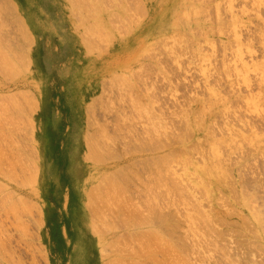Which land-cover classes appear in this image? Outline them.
I'll return each instance as SVG.
<instances>
[{"label":"rangeland","instance_id":"obj_1","mask_svg":"<svg viewBox=\"0 0 264 264\" xmlns=\"http://www.w3.org/2000/svg\"><path fill=\"white\" fill-rule=\"evenodd\" d=\"M27 1L0 0V17L4 28L0 22V47L5 48L4 55L8 52V57L2 55L3 50L0 54V61L3 57L7 58L6 62L1 61L7 67H3L0 62V170L3 174L8 173L7 177L0 171V184L4 183L0 188V200L5 199L3 204L8 205L16 202L15 198L20 196L16 204L21 205V202H26L23 199H26L30 205L29 209V205L23 204L28 211L23 205L15 204L21 211L18 212L16 208L17 213L13 212L17 215H14L10 211L13 207H5L0 201V264H71L78 235L82 234L80 230L84 216L86 225L89 226L88 235L85 237L88 246L81 250L84 257L81 264H106V260L109 262L105 255L108 251L105 249L108 237L102 231L97 233L95 229L100 226L97 224L101 217L98 218L103 212L106 215L110 212L113 216L115 211L112 213L111 209L107 210L106 205L105 209L102 208L103 212L100 210L102 213L98 214L96 210L102 206L94 209L96 203L91 199L94 198L92 195L97 196L99 192L101 194V190L104 191L105 186H108L109 178L118 176L120 170L129 174V166L125 164H130L135 158H142L133 157L131 162L122 160L128 154L121 156L126 152L122 153L125 146L119 150L120 143L123 139L127 141L130 132L134 135L130 134L131 138L127 142L134 141L132 137L139 134L138 139L143 140L141 143L136 139L139 145L145 143L144 145L152 146V143L154 146V142L158 140H170L168 143L165 140L162 145L166 148H162L159 153L167 154L170 158L163 156L166 157L165 161L159 155L162 158L160 161L158 157L161 170L165 173L163 178L169 172L167 176L171 174L169 177L173 179L168 178L166 182L171 180L175 184L179 181L177 185H173L171 181L169 183L174 188L184 185L188 192H183V189L178 192L191 196L183 197V194H177L175 188V196L181 198L180 202L178 198L173 199L177 206H173L174 210L177 209V212L174 211L175 217L185 220V212L191 217L194 215V220L188 218V233H192L196 240L204 238L207 242L205 246L201 243L206 251L200 245H194L200 250L195 249L192 264H209L210 258L213 261L210 264H243L245 260L251 264L249 261L253 262L254 259L256 263L252 264H264V0H141L142 8L136 6L137 2L141 4L140 0H132L134 6L146 11V15L140 12L143 10L139 11L143 15L138 12L134 14L139 9L131 5L136 10L133 13V9L127 4L131 0H79L83 4L80 7L76 6L77 3L72 5L75 0H31L26 5ZM15 6H20L24 11L27 9L35 24L38 21L37 28L40 33L34 34L35 37L23 20L24 11ZM33 26L35 29L34 24ZM99 27L105 31L107 39L100 37L104 34H99ZM86 31L88 36H92L87 38V34H84V37L83 33H87ZM91 37L97 43L95 46L89 42L92 43ZM87 45L96 51H89L90 47ZM32 54L36 63L33 66ZM18 55L25 59H20ZM116 121L119 123H115ZM115 132L118 133L117 136ZM100 134L104 136H99ZM87 136L90 138L89 142ZM148 137L156 141L153 139L149 143ZM97 138H100L98 141L101 143L96 144L104 145H100L103 146L100 147L103 153L99 151V145L91 147V143L95 144ZM113 140L117 142L110 143ZM169 143L171 144L168 147L165 146ZM114 147L117 152L120 151V156ZM96 148L104 157L99 155L97 160L101 159L100 162L96 160L97 163H94V155H98ZM107 151L116 152L112 159L108 157ZM167 158L172 160L168 161ZM139 160L132 162L131 169L137 172L141 170V174L148 177L150 171L142 167L143 164L138 166L141 162L138 163ZM163 160L168 162L167 171V164ZM81 161L93 173L83 181L85 210L83 208L79 212L74 195L77 192L80 196V183L74 173L75 167L77 164L80 166ZM134 164L138 168H132ZM45 165L48 168L46 179ZM118 167L120 168L117 169ZM13 169H17L14 171L16 174ZM38 169L40 178L33 181V172L37 170L38 173ZM10 171L13 172V177L18 176L17 181H12ZM108 174L111 175L109 178ZM150 176L149 178L153 177L152 173ZM99 182L106 185H99ZM134 182L133 185H137V181ZM133 187L135 189L138 186ZM8 190H12L14 195L9 192L8 196ZM88 190L89 193L93 192L91 196ZM134 196L136 197L135 190L132 198ZM99 197L100 201L94 199L101 204L104 195ZM186 199L191 200V204ZM86 204L93 207L92 209L88 205L91 212L94 211V216L90 215ZM6 208H10V212ZM222 212H225L224 215H231L223 216ZM230 212H236V215ZM105 213L104 218L107 219ZM95 215L97 219L94 218ZM196 217L204 221L207 218L212 219L198 222ZM222 217L229 222L236 221L233 223L239 226L236 224L224 228L219 224L221 221L218 222ZM18 219L22 226L16 222ZM92 219L98 220L97 223L95 220L93 223ZM243 219L247 223H243ZM117 220L115 218L114 222L118 223ZM192 221L197 225L194 226ZM100 224L103 225V222ZM204 225L219 226L226 230L231 228V235L226 236L227 240H222L223 244L230 242V248L229 244L227 247L220 242L215 244L213 239L216 236L213 232V235L210 234L214 244H211L212 236L207 237L212 230ZM198 226L202 228L199 229ZM233 228L241 230L240 233L236 230L235 232L241 235L243 233V236L237 237V234L231 237ZM121 230L120 232L126 233V230ZM197 231L200 233L196 234ZM254 232H258L259 236L256 235L259 238ZM128 234L125 235L129 236ZM193 236L190 237L193 239ZM129 237L132 239V236ZM235 237L247 239V247L236 246L233 243ZM198 240L191 243L200 244ZM134 245L137 247V244ZM222 247H225L224 254L221 253ZM201 250L204 251V256L198 257ZM195 255L197 258L203 256L205 260L200 259V262ZM148 262L144 260L142 264Z\"/></svg>","mask_w":264,"mask_h":264},{"label":"bare ground","instance_id":"obj_2","mask_svg":"<svg viewBox=\"0 0 264 264\" xmlns=\"http://www.w3.org/2000/svg\"><path fill=\"white\" fill-rule=\"evenodd\" d=\"M28 1H30V2H28ZM27 2H26V5H29V3H31V0H28ZM77 0H75V3L73 4L72 2H74L73 0H72V2H70V3H72V5L73 6H75V4H76V6L78 5H83L82 3H80L81 1H79V4H78V1L76 2ZM88 1V0H87ZM87 1H85V2H87ZM125 1V0H124ZM127 1V0H126ZM136 1H138V0H135V2ZM83 2V1H82ZM128 2V1H127ZM140 2H141V0H140ZM84 3V2H83ZM90 3V2H89ZM133 3H134V1L132 2V0H131V3L130 2H128L127 4H128V6H130V8H132V9H130L129 7V9L130 10H132L133 11V13H134V7H136V6H140V5H142L143 3L141 2V4L139 3V2H137L138 4L136 5V6H134L133 5ZM147 3V2H146ZM95 4V3H94ZM130 4V5H129ZM3 5V4H2ZM5 5V4H4ZM7 5V4H6ZM89 5V4H88ZM87 5V6H88ZM131 5H133L134 7H132ZM90 7L92 6V5H89ZM145 5H143V8H145L144 7ZM15 7H17V9L18 8H20V9H22L20 6H15ZM80 7V6H79ZM126 7H127V5H126ZM4 8H6V7H4ZM137 8V10L139 9V8H142V6H140L139 8L138 7H136ZM7 9V8H6ZM5 9V10H6ZM73 9H75V8H73ZM78 9V8H77ZM76 9V10H77ZM23 10V9H22ZM75 10V11H76ZM80 10V9H79ZM82 10H84V9H82ZM81 10V11H82ZM86 10V9H85ZM88 10V9H87ZM140 10H143V11H140ZM3 11V10H2ZM24 11V10H23ZM74 11V10H73ZM81 11H79V12H81ZM91 11V10H90ZM136 11V10H135ZM139 11L140 12H143V14H145L146 15V11L144 10V9H139L138 11H136L134 14H136L137 12H138V14H140L139 13ZM145 11V12H144ZM86 12V11H85ZM130 12V11H129ZM5 13V12H4ZM3 13V14H4ZM131 13V12H130ZM133 13H131V14H133ZM1 14H2V12H1ZM71 14V13H70ZM90 14V13H89ZM94 14V13H93ZM142 14V13H141ZM140 14V15H141ZM142 14V15H143ZM155 14V13H154ZM30 14L28 13V10L26 9L24 12H23V20L26 22V25H27V28H28V30L32 33V35H33V37H35V35L34 34H36L37 32H38V21H37V24H35V22H34V20L29 16ZM72 15H75V14H72ZM91 15H92V13H91ZM95 15V14H94ZM1 16V15H0ZM76 16V15H75ZM82 16H83V14H82ZM85 16V15H84ZM130 16V15H129ZM159 16V15H158ZM157 16V17H158ZM95 17V16H94ZM84 18V17H83ZM90 18V17H89ZM91 18H93V17H91ZM117 18V17H116ZM131 18V17H130ZM163 18V17H162ZM162 18H161V20H162ZM0 22H1V27H2V18L0 17ZM29 19H30V21H29ZM87 19V21H88V18L87 17H85V20ZM111 19V18H110ZM120 19V18H119ZM118 19V20H119ZM129 19V18H128ZM5 20V19H4ZM82 20H84V19H82ZM112 20V19H111ZM127 20V19H126ZM128 21V20H127ZM109 22H111L110 20H109ZM114 22H115V20H114ZM4 23V22H3ZM112 23V22H111ZM110 23V24H111ZM123 23H124V21H123ZM122 22H120V24H123ZM4 24H6V23H4ZM23 24H24V22H23ZM33 24L35 25V29H34V26H33ZM91 24V23H90ZM80 25V24H79ZM113 25H115V24H113ZM124 25V24H123ZM6 26V25H5ZM88 26H89V24H88ZM87 26V27H88ZM125 26V25H124ZM126 26H127V24H126ZM125 26V27H126ZM3 28V27H2ZM78 28V27H77ZM76 28V29H77ZM80 28H81V26H80ZM85 28V27H84ZM89 28V27H88ZM90 28H92L91 26H90ZM114 28V27H113ZM117 28V30H119V27H116ZM121 28H123V26L121 27ZM4 29V28H3ZM130 29V28H129ZM0 30H2L1 28H0ZM27 30V31H28ZM85 30H87V29H85ZM95 30V29H94ZM97 30H99L100 31V33H99V31H97ZM97 32L99 33V34H101V33H105V31H103V29L101 28V30H100V27H99V29L97 28ZM27 31L25 30V32H26V34H28L27 33ZM41 31V30H40ZM95 31V33L96 34H98L97 32ZM141 31V30H140ZM80 32V31H79ZM85 32V31H84ZM87 32V31H86ZM156 32V31H155ZM38 33H40V32H38ZM107 34L109 33V31L108 32H106ZM119 34H123V32H118ZM140 33V32H139ZM84 34H87L86 36H88V32L87 33H83V35ZM99 34L97 35V36H99ZM125 34V33H124ZM28 35H30V34H28ZM31 36V35H30ZM90 36H92V34L91 35H89L87 38H89ZM102 36V38L105 40V39H107V36H105V34L104 35H100V37ZM84 37H85V35H84ZM104 37H106V38H104ZM95 38V37H94ZM97 38H99V37H97ZM112 38V37H111ZM114 38V37H113ZM112 38V39H113ZM37 39V38H36ZM35 39V40H36ZM91 40H92V37H91ZM104 40H102V41H104ZM87 41H89V40H87ZM86 41V42H87ZM94 41L95 40H92V43H91V41H89L90 42V44H93L94 46L97 44H95L94 43ZM106 41H108V40H106ZM88 42V43H89ZM117 44V43H116ZM114 45V44H113ZM85 46H86V44H85ZM87 46H89V45H87ZM102 46V45H101ZM103 46H105L104 44H103ZM6 47V46H5ZM8 47V46H7ZM22 47H24V46H22ZM90 48H89V51H90V49H92L91 48V46H89ZM97 47V46H96ZM18 48H19V46H18ZM87 48V47H86ZM0 49H1V52H0V54L2 53V50H3V53H2V55H4V49L5 48H1L0 47ZM16 49V48H15ZM14 49V51H16ZM22 49V48H21ZM25 49V48H24ZM95 49H92V51H94ZM5 51H7V50H5ZM96 51V50H95ZM10 52V51H9ZM99 52V51H98ZM6 53H8V52H5V55L4 56H6V57H8L7 56V54ZM18 53H22V52H19L18 51ZM26 53V52H25ZM92 53V52H91ZM19 56V58L20 59H22V60H24L25 58L24 57H22V56H20V55H18ZM24 56H25V54H24ZM0 57H1V55H0ZM17 58V57H16ZM19 58H18V60H19ZM3 60H5V62H6V60H7V58H5V57H3ZM2 60V58H1V61H3ZM22 60L20 61L19 60V62H22ZM29 60V59H28ZM0 61V62H1ZM31 61H32V66L34 65V64H36L35 63V59H34V54H32L31 55ZM8 62H10V60H8ZM13 62V61H12ZM11 62V63H12ZM18 62V61H17ZM27 62H29V61H27ZM23 63H24V61H23ZM22 63V65H25V64H23ZM1 64H2V62H1ZM0 64V65H1ZM30 64V63H29ZM2 65H4V63L2 64ZM8 65V64H7ZM21 65V64H20ZM19 66V65H18ZM2 67V66H1ZM3 67H7V66H3ZM2 67V68H3ZM12 70H14V69H12ZM15 71V70H14ZM4 73V72H3ZM121 75V74H120ZM112 77V76H111ZM118 77V76H117ZM127 77V76H126ZM121 78V77H120ZM123 80H125L126 81V79H123ZM122 82V81H121ZM126 83H128V81L126 82ZM112 84H114V83H112ZM116 84V83H115ZM129 84V83H128ZM127 84V85H128ZM121 85V84H120ZM118 86V85H117ZM131 86V85H130ZM116 88V87H115ZM122 88V87H121ZM77 89H78V86H77ZM113 89V88H112ZM120 89V88H119ZM124 89H126V88H124ZM111 90V89H110ZM116 90V89H115ZM117 91V90H116ZM120 91V90H119ZM126 91V90H125ZM111 93V92H110ZM128 93V92H127ZM114 94V93H113ZM116 94V93H115ZM118 94V93H117ZM125 94V93H124ZM120 95V94H119ZM126 95V94H125ZM115 97V96H114ZM111 98V97H110ZM136 99V98H135ZM109 100H111V99H109ZM103 101V100H102ZM138 101V100H137ZM30 102H31V100H30ZM86 103V102H85ZM132 104V103H131ZM113 105V104H112ZM142 105V104H141ZM135 106H137V105H135ZM2 107H4V106H2ZM109 107V106H108ZM112 107V106H111ZM137 108V107H136ZM24 109V108H23ZM111 109V108H110ZM2 110V109H1ZM6 110V109H5ZM23 111H25V110H23ZM110 111V110H109ZM114 111V110H113ZM2 112V111H1ZM8 112V111H7ZM6 112V113H7ZM22 112V111H21ZM141 112H143V111H141ZM141 112H140V115H141ZM5 113V112H4ZM139 113V112H138ZM137 113V114H138ZM142 117V116H141ZM139 118V117H138ZM200 119V118H199ZM203 119V118H202ZM117 120H118V118H117ZM125 120H126V118H125ZM153 122V121H152ZM115 123H119V122H115ZM97 124V123H96ZM154 124V123H153ZM101 125V124H100ZM108 125V124H107ZM106 125V126H107ZM123 125V124H122ZM132 125V124H131ZM96 126V125H95ZM118 126V125H117ZM93 127V126H92ZM105 127V126H104ZM102 128V127H101ZM106 128V127H105ZM110 128V127H109ZM121 128V127H120ZM127 128V127H126ZM130 128V130L132 129L131 127H129ZM128 128V129H129ZM135 128V127H134ZM155 128V127H154ZM121 129H123V128H121ZM120 129V130H121ZM127 129V130H128ZM5 130V129H4ZM4 130H3V132H4ZM100 130V129H99ZM98 130V131H99ZM119 130V132L121 133V131ZM124 130V129H123ZM126 130V129H125ZM129 130V131H130ZM133 130V129H132ZM131 130V131H132ZM144 130V129H143ZM142 130V131H143ZM97 131V130H96ZM113 131V130H112ZM136 131V130H135ZM134 131V132H135ZM149 131V130H148ZM93 132H94V130H93ZM101 132H102V130H101ZM127 132V131H126ZM138 132V131H137ZM141 132V131H140ZM156 132V131H155ZM97 134H99L98 132H96ZM96 133L93 135L94 137H95V135H96ZM103 133V132H102ZM116 133V132H115ZM119 133V134H120ZM133 133V132H132ZM89 134H90V132H89ZM108 134H109V132H108ZM117 134L118 133H116V136H117ZM122 134V133H121ZM120 134V135H121ZM129 134V133H128ZM128 134H127V136H128ZM130 134H131V132H130ZM129 134V136H128V138H126L127 139V141L131 138V135L133 136L134 134H131L130 135ZM142 134V133H141ZM144 134V133H143ZM146 134H147V132H146ZM157 134V133H156ZM4 135V134H3ZM87 135H88V132H87ZM106 135V134H105ZM115 135V134H114ZM120 135H118V136H120ZM136 135V134H135ZM138 135L139 134H137V136H134V137H132L133 139H135L134 141H129V142H125V139H123V141H122V143H124L125 142V144L124 145H122V143H120L121 144V147H119V146H117V147H119V150L121 151V148L122 147H124V148H122L123 150H125V151H123L122 153H124V152H126V153H124V155H122L121 153V156L123 157V156H126L125 154H128V157H124L122 160L124 161V162H126V161H130V160H132V158L133 157H142L141 159L143 160H139V158L137 159V158H135V160L137 159V160H139L138 161V166H142V164H143V166L142 167H145L148 171H150V172H148L150 175H151V173H152V178H149V177H151L150 175L148 176V177H146V176H143V174H141V170H139L138 172L137 171H135L134 169V171L131 169V164L133 165V163L132 162H137V160L135 161V160H133L130 164H128V165H126L125 163H123V164H125V166H129L128 167V170H129V174H125L126 172L124 171V170H120V172H118V170L117 169H119L120 167H118L116 170H117V172H118V176H115V178L113 177H110L111 175H109L108 176V178L110 179V181H109V179L107 178V177H105L108 181V183H107V185L108 186H105L106 184L105 183H102V182H99V185H102V184H104L103 186H105V190L103 191V190H101L102 192H101V194L102 195H104V197L102 198L103 200H101V204H99V202H96V201H100L99 199H98V197L99 196H101V194H100V192L97 194V196H93L92 195V197H94L95 199H96V201H95V199L94 198H92L91 199V201L93 200V202H95L96 203V205H95V203H94V205H95V208L94 209H98V207H100V206H102L101 208H99L98 210H96L97 212H98V214H101L102 212H103V210H102V208H104V207H106V205H107V210L108 209H111L112 210V213L115 211V215H113L112 216V214L109 212L107 215H106V213L105 212H103V213H105V216H107L108 218L106 219V217L104 218V214L102 213L100 216H99V218L95 215V217L94 218H98V219H100V217H101V223L103 222V225L102 224H100V222H99V224H97V226L98 225H100V226H98L99 228H97L96 227V223H97V221H96V219H92V221H93V223L96 221V223L94 224L95 226L94 227H96V229L95 230H97V233H101V231L103 232V234L105 235V236H107L108 237V240H107V242H106V244H105V246H106V250L108 249V251L106 252L107 254H105V255H107V258L109 259V262L106 260L104 263H106L107 264V262H108V264H127V262L128 263H130V264H142L143 263V261L145 260H147V261H149L148 262V264H192V257H194L193 255V253H195L196 252V250H198L199 248L197 247V246H201V243H202V245L203 246H205L206 245V241L204 240V238H202L199 242H200V244H198L197 242H195L196 244H194L193 242L191 243V241H197L196 240V238L194 239V236L192 235V233H191V235L188 233V232H190V229H189V220H188V218L189 217H191V216H189V214H188V212H187V214H186V212H185V220L183 219V220H181V219H179V217L177 218V216L175 217V213H174V211H176L177 212V209H173V206H175V208L177 207L176 205H175V198H178V196L176 197L175 196V193H176V190H175V188L177 189V194L179 193L178 191H179V189H183V192H188V191H186V189L182 186V185H180V186H178V187H180V188H177L176 186H175V188H174V186H172L171 185V183H169L171 180H169L168 182H166V179H168V178H170L169 176L171 175H169V176H167L168 175V173L169 172H167V174H166V177H165V179L163 178V174L165 175V173L164 172H162V170H161V167L162 166H160L161 164H159V158H160V161H161V159L162 158H164L163 156H166V157H168V158H170L169 157V155L167 156V154L165 155H161V154H159L160 152H161V149L162 148H164V150H165V148L166 147H163L164 145H162V144H165V140L162 142V141H160V140H158V141H156L154 138V140L156 141V142H154L156 145H154L153 146V144L151 143V142H153L154 140L152 139V137L151 138H149L151 135H150V133H149V137H148V139H150L149 141V143H151V145L152 146H149L148 144L147 145H139L138 143H137V141L139 142L140 140L138 139ZM148 135V134H147ZM162 135V134H161ZM1 136V135H0ZM88 136H90V135H88ZM86 137L87 139V142H89V137ZM99 136H104L103 134L101 135H99ZM123 136V135H122ZM140 136V135H139ZM142 136V135H141ZM157 136V135H156ZM155 136V137H156ZM169 136V135H168ZM97 137H98V135H97ZM105 137H107V139H108V135H106ZM137 137V138H136ZM146 137V136H145ZM158 137V136H157ZM101 138V137H100ZM99 138V139H100ZM112 137H110L109 139H110V141L112 140L111 139ZM118 138V137H117ZM116 138V139H117ZM98 138H97V140L95 141V144L97 143V142H99V143H101L100 141H98L99 140ZM101 139H103V138H101ZM136 139H138L137 141H136ZM142 139V138H141ZM145 139V138H144ZM162 139V138H161ZM168 139V138H167ZM173 139V138H172ZM103 140H105V139H103ZM151 140H153V141H151ZM107 141V140H106ZM106 141H104V142H106ZM136 141V142H135ZM143 141V140H142ZM142 141H140L141 143H143ZM148 141V140H147ZM167 141H169L170 142V140H166V143H168ZM173 141V140H172ZM172 141H171V143H172ZM2 142V141H1ZM93 142V141H92ZM103 142V143H104ZM115 142V140H113V142H110V143H114ZM117 142V141H116ZM115 142V143H116ZM157 142L159 143L158 145H157ZM162 142V143H161ZM171 143H169V144H166L165 146H169ZM90 144V143H89ZM95 144H94V142L93 143H91V147H98V145L99 144H96L97 146H95ZM105 144V143H104ZM85 145H87L86 144V141H85ZM93 145V146H92ZM100 145H103V144H100ZM99 145V147L98 148H100V147H102L103 148V146H100ZM115 145H117V144H115ZM159 145H161V146H159ZM106 147H108L107 145H105ZM167 146V147H168ZM90 147V146H89ZM110 147V149H111V146H109ZM161 147V148H160ZM113 148V147H112ZM92 149V148H91ZM90 149V150H91ZM114 149H115V151L117 152L118 150H116V148L114 147ZM93 150V149H92ZM112 150V149H111ZM173 150V149H172ZM172 150H169V151H172ZM87 151V150H86ZM96 154H98V155H94L95 156V160H93V161H95L94 163H97L98 161L100 162V160L101 159H99V160H97L101 155H100V153H98L99 151H101V148H100V150L99 151H97V148H96ZM114 151V153L112 152V151H107L106 153L109 155H107L106 154V157L108 156L110 159H112L111 157H114V154L116 153ZM119 151V152H120ZM18 152V151H17ZM75 152V151H74ZM90 152V151H89ZM119 152H117L118 153V155H119ZM174 152V151H173ZM172 152V153H173ZM92 153H94L93 151H92ZM101 153H103L102 151H101ZM165 153V152H164ZM167 153V152H166ZM175 153V152H174ZM90 154H91V152H90ZM170 154V153H169ZM17 155V154H16ZM100 155V156H99ZM118 155H116V156H118ZM159 155H161V157L159 156ZM171 155V154H170ZM174 155V154H173ZM175 155H176V153H175ZM174 155V156H175ZM103 156V155H102ZM120 156V155H119ZM104 157V156H103ZM122 157H118V158H122ZM159 157V158H158ZM166 157L164 158L165 159V161H166ZM17 158H19V157H17ZM102 158V157H101ZM158 158V159H157ZM167 158V160L169 161L170 159H168ZM109 159V160H110ZM115 159H117V157H115ZM119 159V160H120ZM85 160V159H84ZM96 160H97V162H96ZM172 160V159H171ZM170 160V161H171ZM177 160V159H176ZM1 161V160H0ZM19 161H20V159H19ZM154 161V162H153ZM164 161V160H163ZM164 161V162H165ZM85 162H86V160H85ZM91 162V161H90ZM122 162V161H121ZM120 162V163H121ZM1 163V162H0ZM19 163V162H18ZM103 163H104V158H103ZM128 163V162H127ZM161 163V162H160ZM166 163V162H165ZM168 163V162H167ZM166 163V164H167ZM15 164H16V162H15ZM20 165H21V163H19ZM169 164H171V162L169 163ZM19 165V166H20ZM34 165V164H33ZM80 166H78V164H77V166L75 167V175H76V177L78 178V180H79V183H80V185H79V191H80V196H79V193H77V192H75L76 194L74 195V199L75 200H77V208L76 209H78L79 210V212H81L82 210H83V208H84V210H85V207H84V204H83V192H84V183H83V181H84V179L86 178V177H89V175H91V172H92V170L84 163V162H82L81 161V164H79ZM136 165L137 164H134V166H132V168H134V167H136ZM162 165H163V167H165L164 165V163L162 162ZM113 166V165H112ZM167 166H168V164L166 165V170L165 171H167L168 169H167ZM173 166V165H172ZM36 167V166H35ZM23 168V167H22ZM31 168V167H30ZM111 168V167H110ZM136 168H138V167H136ZM144 168V169H145ZM32 169H33V167H32ZM36 169V168H35ZM126 169V168H125ZM15 170H17V169H13V172L15 171ZM31 170V169H30ZM116 170L114 169V171L116 172ZM163 170V171H164ZM1 171V170H0ZM28 171V170H27ZM146 170H144L143 172L145 173V175H147V171L145 172ZM230 171V170H229ZM11 172V171H10ZM13 172H11L12 174V181L14 182V180H16L17 181V179H18V176H17V178L14 176L13 177ZM50 172V171H49ZM142 172V173H143ZM1 173H2V171H1ZM15 174H16V172H14ZM32 173V172H31ZM30 173V174H31ZM38 173H39V169H38ZM37 173V170H36V172L34 173L33 172V181H37V178L39 179L40 178V173L38 174ZM93 173V172H92ZM162 173V174H161ZM3 174V173H2ZM14 174V175H15ZM18 174V173H17ZM41 174H42V171H41ZM48 174V168L46 167V165L44 166V178L46 179V175ZM53 174V173H52ZM51 174V175H52ZM114 174V173H113ZM139 174H141V175H139ZM238 174V173H237ZM4 176L5 175H7V177H8V173H6V174H3ZM115 175V174H114ZM113 175V176H114ZM145 177V178H144ZM239 177V176H238ZM2 178V177H1ZM16 178V179H15ZM31 178V177H30ZM29 178V180H31ZM103 178V177H102ZM101 179V178H100ZM170 179H173V178H170ZM6 180H7V178H6ZM9 180V179H8ZM28 180V181H29ZM102 181L104 180V179H101ZM15 181V182H16ZM105 181V180H104ZM134 181H137V185H133V184H135V182ZM233 181V180H232ZM30 182V181H29ZM106 182V181H105ZM172 182V184L173 185H177V183L179 182H177V183H173V181H171ZM230 182V181H229ZM18 183V182H17ZM1 184H4V183H1ZM0 184V188L2 187V185ZM34 184V183H33ZM180 184V183H179ZM178 184V185H179ZM233 184V183H232ZM88 185V184H87ZM93 185H95V184H93ZM7 186V185H6ZM26 186V185H25ZM91 186V185H90ZM96 186V185H95ZM94 186V187H95ZM133 186H138V187H135V189H134V187ZM181 186L183 187V188H181ZM9 187V186H8ZM7 187V188H8ZM97 187V186H96ZM100 187H102V186H100ZM6 189V188H5ZM4 189V190H5ZM97 189V188H96ZM89 190H90V188H89ZM89 190H88V193H89ZM132 190V191H131ZM136 191V199H138L137 200V202H135L136 201V199L133 197L132 198V193H133V191ZM185 190V191H184ZM97 191V190H96ZM7 192V195L9 196L10 195V193L9 192H12V190H8V191H6ZM180 192H182V190L180 191ZM179 193L181 196H182V194L184 195V193ZM88 193H86L87 194V196H91V194L93 193V192H90L89 193V195H88ZM97 193V192H96ZM105 193V194H104ZM233 193V192H232ZM14 195V193L12 192L11 193V195ZM100 194V195H99ZM134 194H135V192H134ZM176 194V195H177ZM187 194V193H186ZM244 194V193H243ZM248 194V193H247ZM188 195V194H187ZM187 195H184L183 197H185V196H187ZM189 196V195H188ZM97 197V198H96ZM174 197V198H173ZM189 197H191V196H189ZM252 197V196H251ZM20 199V196H17L15 199H16V202H14V203H12V202H10V204H3V203H5L6 201H5V199L3 200L2 199V204H3V206H5V207H10V208H12L11 210H10V208H6V210L8 211V212H10V211H15L16 210V208L18 209L19 207H17L18 205H20V204H16V203H18V199ZM100 198V197H99ZM188 198V197H187ZM243 198H244V196H243ZM250 198V197H249ZM88 199V198H87ZM98 199V200H97ZM141 199V200H140ZM173 199H175V200H173ZM179 202H180V200H181V198H180V196H179ZM246 199V198H245ZM82 202H81V201ZM183 200H184V198H183ZM187 200V202L189 201L188 199H186ZM185 200V201H186ZM3 201H5V202H3ZM23 201H26V202H21L22 204L21 205H23L24 203H25V206H26V204H27V200L26 199H23ZM87 201V200H86ZM178 201V200H177ZM183 202L182 201V203L184 204H186V202ZM250 201H252V200H250ZM20 202V201H19ZM93 202H89V203H93ZM103 202V203H102ZM8 203V202H7ZM29 203V202H28ZM189 203L191 204V200L189 201ZM198 203V202H197ZM245 203V202H244ZM249 203V202H248ZM247 203V204H248ZM1 204V205H2ZM17 206H16V205ZM97 204H99V205H97ZM176 204H178V203H176ZM181 204V203H180ZM193 204V203H192ZM199 204V203H198ZM7 205V206H6ZM10 205H12V206H10ZM15 205V206H14ZM20 205V206H21ZM27 205H29V204H27ZM68 205H69V203H68ZM68 205H67V210H68ZM76 205V204H75ZM87 205V204H86ZM89 205V204H88ZM88 205H87V207H88ZM103 205H105V206H103ZM24 206V205H23ZM22 206V207H23ZM23 207V208H26L27 209V207ZM91 205H89V207H90ZM179 206V205H178ZM186 206V205H185ZM192 206V205H191ZM4 207V208H5ZM87 208L89 211H90V215L93 213L94 214V211L93 212H91V208ZM92 207V206H91ZM116 207V208H115ZM181 207V206H180ZM197 207H198V205H197ZM248 207H250V206H248ZM28 208L30 209V205L28 206ZM193 209H194V205H193V207H192ZM10 211H9V210ZM29 209H27L28 211H29ZM86 209V210H87ZM92 209H93V207H92ZM105 209V208H104ZM183 209V208H182ZM181 209V210H182ZM188 209H190V208H188ZM187 209V210H188ZM196 209V208H195ZM252 209V208H251ZM255 209V208H254ZM19 210L20 209H18L17 211L19 212ZM24 210V209H23ZM26 210V211H27ZM102 212H101V211ZM114 210V211H113ZM199 210V209H198ZM216 210V209H215ZM230 210V209H229ZM234 210V209H233ZM249 210V209H248ZM1 211V210H0ZM5 211V210H4ZM6 211V212H7ZM17 211H15L16 213H17ZM21 211V210H20ZM27 211V212H28ZM193 211H195V210H193ZM11 212V214H14V215H17V214H15V212H13L12 213ZM24 212H25V210H24ZM24 212L22 211V214H24ZM106 212H108V211H106ZM178 212H180V210L178 211ZM197 212H200V211H197ZM202 212V211H201ZM253 212V211H252ZM4 213V212H3ZM26 213V212H25ZM195 213H196V211H195ZM230 213H233V212H230ZM258 213V212H257ZM257 213H256V215H257ZM262 213H264V212H262ZM20 214H21V212H20ZM19 214V215H20ZM92 214V215H93ZM177 214V213H176ZM198 213H196V215H197ZM199 214H201V213H199ZM203 214V213H202ZM222 214H223V216H226V215H228V216H230L231 214H226V215H224L225 214V212H222ZM234 214V213H233ZM261 214V213H260ZM259 214V215H260ZM5 215V214H4ZM7 215V214H6ZM5 215V216H6ZM13 215V216H14ZM18 215V216H19ZM182 215V214H181ZM180 215V216H181ZM203 215H205V214H203ZM203 215H201V216H203ZM208 215V214H207ZM215 215H217V213L215 214ZM220 214H218V216H219ZM234 215H236V212H235V214ZM5 216H3V217H5ZM8 216V215H7ZM6 216V217H7ZM12 216V217H13ZM18 216H17V218H18ZM94 216V215H93ZM109 216H112V217H109ZM183 216H184V214H183ZM198 216V215H197ZM209 216V215H208ZM221 216V215H220ZM244 216V215H243ZM92 217V216H91ZM113 217H114V219L115 218H117L118 220V223L116 224L115 222H114V219H113ZM182 217V216H181ZM193 217H194V215H193ZM193 217H191V218H193ZM198 217H200V216H198ZM210 217V216H209ZM1 218V217H0ZM16 218V217H15ZM16 218V219H17ZM25 218V217H24ZM80 218H82V217H80ZM103 218H104V221H103ZM178 220H177V219ZM184 218V217H183ZM203 218H205V217H203ZM202 218V219H203ZM233 218V217H232ZM256 218V217H255ZM259 218H260V216H259ZM258 218V219H259ZM13 219V218H12ZM21 219V218H20ZM20 219H18L16 222H19V220ZM23 219V218H22ZM195 218H193V220H194ZM196 219H197V217H196ZM206 219V218H205ZM209 219H212V218H209ZM208 218L205 220V221H208L209 220ZM218 219V218H217ZM242 219V218H241ZM254 219V218H253ZM257 219V218H256ZM263 219V218H262ZM1 220V219H0ZM95 220V221H94ZM178 222H177V221ZM198 220V219H197ZM201 220V219H200ZM200 220H198V222L200 221ZM234 220V219H233ZM244 220V219H243ZM242 220V221H243ZM246 220H247V222H248V219L246 218ZM246 220H244L243 221V223L244 222H246ZM261 220V219H260ZM259 220V221H260ZM3 221V220H2ZM201 221H203V222H205L204 220H201ZM210 221V220H209ZM213 221H214V219H213ZM219 221H221L219 224L221 225V226H223L224 228H225V226H231V225H235L236 226V224L237 223H233V222H236V221H230L229 222V220H224L223 219V217H222V219L221 218H219L218 219V222ZM193 222V225H194V221H192ZM197 221H196V223H198ZM246 222V223H247ZM263 222V221H262ZM20 223V222H19ZM18 223V224H19ZM23 223V222H22ZM190 223H191V221H190ZM207 223V222H206ZM206 223H204V224H206ZM2 224V223H1ZM6 224V223H5ZM4 224V225H5ZM201 224V223H200ZM203 224V223H202ZM218 224V225H219ZM264 224V223H263ZM20 225H21V223H20ZM121 225V226H120ZM195 225H197V224H195ZM194 225V226H195ZM208 225H210V224H208ZM206 226V225H204L205 226V228H211V230L212 231H209V234L211 233L212 234V232L213 233H215L214 235L216 236V238H214L213 240L215 241V244H216V242L218 243V242H220V244H223V242H222V240L224 241V239L226 238V236L228 235V236H230L231 234H230V231H232V229L230 228V230L229 229H221V228H219V226H213V225H211V226ZM238 225V224H237ZM22 226V225H21ZM88 225H86V216H84L83 217V223H82V226H81V230H80V232L82 233V234H80V235H78V242L76 243V245H75V256L72 258V260H71V264H81V262L84 260V257H83V253L81 252V250H85L86 249V245L88 246V243L86 242V240H85V237L88 235V227H87ZM239 226V225H238ZM262 226V228H263V225H261L260 224V227ZM1 227V226H0ZM93 227V228H94ZM190 227L192 228V225L190 224ZM252 227V226H251ZM24 228H26V227H24ZM197 228H199V226L197 227ZM197 228L195 229V231L194 232H196V230H197ZM200 228H202L201 226H200ZM199 228V229H200ZM240 228V227H239ZM249 228V227H248ZM247 228V229H248ZM262 228H261V230H262ZM21 229H23V228H21ZM90 229V228H89ZM100 229V230H99ZM121 229H123V230H126V233H125V231L124 232H120V230ZM192 229H194V227L192 228ZM210 230V229H209ZM235 230H236V228L234 229L233 228V231H234V233H236V234H234L233 232H231L232 233V236L231 237H233V235H237L238 233H240V232H242L241 230L239 231H237V232H235ZM251 230V229H250ZM122 231V230H121ZM243 231H246V230H243ZM121 233V235L122 236H126L127 235V233H129L128 235L129 236H132V239H130L131 237H129V236H126V237H128L129 239H127L126 237H122V236H120V233ZM193 232V231H192ZM193 232V233H194ZM91 233V232H90ZM94 233V232H93ZM123 233V234H122ZM199 233H200V231H199ZM198 233V231H197V233L196 234H199ZM247 233H249V232H247ZM258 233V232H257ZM256 232H254V235L257 237V234ZM1 234V233H0ZM126 234V235H125ZM195 234V233H194ZM210 234V236L208 235V237L207 238H210L212 235ZM250 234V233H249ZM257 234V235H256ZM240 235V236H239ZM3 236V235H2ZM1 236V237H2ZM190 236H193V239L190 237ZM217 236H218V239H217ZM241 236H243V233H242V235L241 234H238V236L237 237H241ZM253 236V235H252ZM259 236V235H258ZM201 237H202V234H201ZM237 237H235V238H233V239H235L234 241H233V243L234 244H236V246H245L246 245V240L247 239H242V238H237ZM255 237V238H256ZM260 237H261V239H262V236L260 235ZM192 240H191V239ZM198 238V237H197ZM200 238V237H199ZM212 238H213V236L210 238V243L211 244H214V241L212 240ZM244 238H246V237H244ZM257 238H259V237H257ZM128 240H130V241H128ZM131 240H132V242H131ZM212 240V241H211ZM217 240V241H216ZM226 240H227V238H226ZM225 240V241H226ZM230 240V239H229ZM0 241H2V239L0 240ZM201 241H204L205 243H203V242H201ZM249 241V240H248ZM247 241V242H248ZM252 241V240H251ZM263 242H264V240H262ZM133 242H134V244H137V247H136V245H134L133 244ZM209 242V241H208ZM222 242V243H221ZM228 242V241H227ZM1 243V242H0ZM209 243V244H210ZM230 243V242H229ZM229 243H227V244H223L222 246H226V245H228ZM232 243V244H233ZM134 246H133V245ZM251 244V243H250ZM194 245H197L196 247L194 246ZM208 245V244H207ZM218 245V244H217ZM253 245V244H252ZM199 246V247H200ZM203 246H201L202 247V249H204V251H206L205 250V248L203 247ZM221 246V245H220ZM230 246V244L228 245V248H230L229 247ZM233 246V245H232ZM227 247V246H226ZM235 247V246H234ZM245 247H247V246H245ZM250 247H252L251 245H250ZM198 248V249H197ZM207 248V247H206ZM213 248H215V247H213ZM218 248V247H217ZM223 248L225 249V247H222V250H223ZM227 248V249H228ZM253 248V247H252ZM105 249H104V251H105ZM196 249V250H195ZM226 249V250H227ZM234 249V248H233ZM248 249H250V248H248ZM200 250V249H199ZM262 250V249H261ZM202 251V252H201ZM200 251V254L198 255V254H196V255H198V257H201V255H203L204 256V251L203 250H201ZM207 251H208V249H207ZM220 251V250H219ZM253 251H254V249H253ZM258 251V250H257ZM264 251V250H263ZM262 251V252H263ZM78 252H79V254H78ZM221 252V251H220ZM224 252V250L221 252L222 254H224L223 253ZM105 253V252H104ZM197 253H199V251H197ZM202 253V254H201ZM206 253V252H205ZM104 255V256H105ZM192 255V256H191ZM196 255H195V257H196ZM103 256V257H104ZM203 256H202V258H197V260H199L200 261V259H202V261H203V259L205 260V257L203 258ZM205 256H206V254H205ZM103 257H102V259H103ZM106 257V256H105ZM104 257V258H105ZM218 258V257H217ZM211 259V258H210ZM209 259V264L211 263V262H213L212 260H210ZM130 261V262H129ZM202 261H200V262H202ZM195 262V261H194ZM219 262V261H218ZM245 262H246V260H245ZM244 261H243V264L245 263ZM249 262H251V264L252 263H256V260L254 259V261L252 262V261H249ZM259 262V261H258ZM10 263V262H9ZM16 263V262H15ZM208 263V262H207ZM264 263V262H263ZM11 264V263H10ZM241 264V263H240ZM245 264H248L247 262L245 263ZM250 264V263H249Z\"/></svg>","mask_w":264,"mask_h":264}]
</instances>
